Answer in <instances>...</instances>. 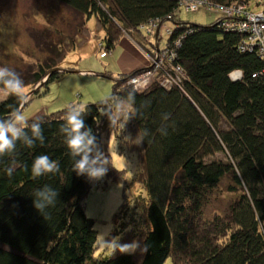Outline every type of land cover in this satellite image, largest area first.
I'll use <instances>...</instances> for the list:
<instances>
[{"label":"trees","instance_id":"trees-1","mask_svg":"<svg viewBox=\"0 0 264 264\" xmlns=\"http://www.w3.org/2000/svg\"><path fill=\"white\" fill-rule=\"evenodd\" d=\"M56 1L84 19L97 18L105 32L100 43L105 55L125 34L140 42L143 29L152 35L175 20L166 34L167 70L150 67L158 75L146 88L130 83L146 68L116 76L97 73L112 80L109 96L134 94V116L120 125L127 147L139 153L136 179L147 199L140 196L130 205L125 198L115 216L120 229L112 236L124 235L113 254L96 257L98 231L85 201L92 179L73 170L60 131L68 106L34 116L27 122H41L44 142L29 148L18 141L14 152L0 157V264H164L170 257L174 264H264V57L257 46H246L249 34L226 29L222 17L210 25L176 20L181 3L189 0ZM193 1L206 2L214 12L249 9L253 0ZM47 47L54 56L29 72L30 79L17 72L26 86L43 83L30 99L64 72L51 73L61 49ZM103 100L70 104L86 106L84 123L97 142L104 127L115 130L103 114ZM19 103L15 96L0 101V118ZM23 103L24 109L25 98ZM39 155L58 162L60 171L33 178L31 165ZM9 167L15 169L11 177ZM123 173L109 163L108 176L123 180ZM226 179L235 196L223 211L214 210L213 195ZM45 185L57 191V199L42 214L33 194ZM139 202L141 221L135 215ZM133 243L132 252L120 250Z\"/></svg>","mask_w":264,"mask_h":264},{"label":"rangeland","instance_id":"rangeland-1","mask_svg":"<svg viewBox=\"0 0 264 264\" xmlns=\"http://www.w3.org/2000/svg\"><path fill=\"white\" fill-rule=\"evenodd\" d=\"M263 6L264 0H253L249 9L257 12ZM175 15L176 20L201 25H210L221 17L220 12L209 11L204 6H200L198 11H187L185 7H180ZM174 27L175 20H167L163 27L157 32L154 31L152 35L147 33L148 29H143V34L138 35L140 42L125 34V37L130 39L146 57L147 66L142 67L146 68V71L156 66L159 58L164 57V51H160H166V34ZM104 33L96 17L84 19L56 0H0V67H8L16 73L20 71L23 77L24 74H29L25 78L30 79L29 72L35 71L38 64L45 62L49 55L54 56L47 45H56L61 49V52L59 51L61 55L55 54V57L60 59L56 68L66 70L59 81L51 83L49 90L46 92L42 90L31 99L32 92L40 89L43 83H39L35 88L26 86L27 104L22 110L26 120L57 111L71 103L86 104L103 100L111 94L112 80L97 73L107 71L116 76L117 74L112 72L115 69L110 64L113 55L117 56L119 52L113 54L106 52L105 55L104 48L101 53L100 43ZM156 37L159 41L155 40ZM148 41L154 42V46H149ZM72 43L75 47H71ZM129 51L134 53L132 49ZM133 56L137 59L136 54ZM69 68L73 71L68 72ZM150 78L147 77L145 83ZM45 81L46 78L43 82ZM113 129L115 130L110 131L106 127L103 128L98 145L112 165L124 171L123 180H115L114 177L108 176L106 171L102 178L92 179V186L85 200L86 213L88 217L94 219L98 231L96 257L113 254L116 244L124 235L112 236L120 229L121 220L117 223L115 216L125 198L129 200L130 205H134L140 196L147 199L144 185L136 179L141 170L139 153L127 147L121 125ZM227 182L226 179L213 195L214 210L223 211L235 196L234 193L227 191ZM139 204L135 214L137 221H141L142 217ZM136 224L137 222L131 224L127 229L136 228ZM132 251L133 249L126 252ZM164 264L174 263L170 257Z\"/></svg>","mask_w":264,"mask_h":264},{"label":"clouds","instance_id":"clouds-1","mask_svg":"<svg viewBox=\"0 0 264 264\" xmlns=\"http://www.w3.org/2000/svg\"><path fill=\"white\" fill-rule=\"evenodd\" d=\"M26 94V85L23 79L14 70L0 67V101L6 100L9 96H15L20 101L7 118H0V157L14 152L18 141L29 148L34 147L37 141L41 144L44 142L41 122H33L29 125L23 115V100ZM134 99L132 92H129L126 98L120 96L104 98L102 101L105 109L103 114L107 116L110 127H118L122 120L127 122L130 117L134 116ZM85 113V105H69L63 117L64 123L61 125L60 131L64 135V142L73 158L72 168L77 175H86L89 179H99L105 175L110 161L100 149L97 137L92 133V130L86 128L83 118ZM14 171L13 167L6 169L9 177ZM59 171V163L50 159L48 155L36 156L31 165L33 178ZM33 197L34 207L43 214L49 206L55 204L57 191L45 185L37 189ZM135 247V243L125 244L120 246V250L129 251Z\"/></svg>","mask_w":264,"mask_h":264},{"label":"built area","instance_id":"built-area-1","mask_svg":"<svg viewBox=\"0 0 264 264\" xmlns=\"http://www.w3.org/2000/svg\"><path fill=\"white\" fill-rule=\"evenodd\" d=\"M180 6L185 7L187 11H198L200 6H204L209 11L213 9L211 5H208L204 1H184L181 3ZM218 9L222 14V18L220 19L221 24L228 30H231V28H238L241 32L248 33L249 41L246 46L248 48L257 46V48H259L260 54L264 57V9H262L261 11L254 12L246 8L244 5L240 6L238 9H226L223 7ZM218 9L216 11H218ZM239 16L242 18L239 19ZM171 32L172 30H170L168 34H171ZM156 41H159L158 37H156ZM162 51H164V57L159 58L160 61L157 62L156 66H153L154 69L163 68V70H167V67L164 65L168 53L167 46L166 51L161 50L160 52ZM151 68H149L143 74L134 76L130 80V83L133 84L136 89H144L145 87H147L149 82L153 80L155 76L158 75V72H154ZM239 76L240 73H235V75L233 74V77ZM147 77L151 78L147 83H145ZM169 81L170 80L167 79L165 80L166 83H169Z\"/></svg>","mask_w":264,"mask_h":264},{"label":"crops","instance_id":"crops-1","mask_svg":"<svg viewBox=\"0 0 264 264\" xmlns=\"http://www.w3.org/2000/svg\"><path fill=\"white\" fill-rule=\"evenodd\" d=\"M131 49L134 51V53L129 51ZM117 52L119 53L116 54L117 56L113 55L114 58H111L110 64V66L115 69L112 71L114 74H127L133 72L136 69L147 66L146 57L139 51L137 46L130 39L125 37V35L120 38L117 46L112 51V54ZM133 54L137 55V59L134 58Z\"/></svg>","mask_w":264,"mask_h":264},{"label":"water","instance_id":"water-1","mask_svg":"<svg viewBox=\"0 0 264 264\" xmlns=\"http://www.w3.org/2000/svg\"><path fill=\"white\" fill-rule=\"evenodd\" d=\"M61 71L63 72V71H66V70H63V69H60V68H56V69L52 70L51 73L61 72ZM51 73H50V74H51ZM35 91H36V90H35ZM35 91H33L32 94H33ZM23 105H24V103H23Z\"/></svg>","mask_w":264,"mask_h":264}]
</instances>
